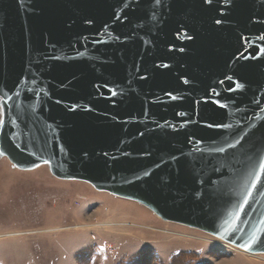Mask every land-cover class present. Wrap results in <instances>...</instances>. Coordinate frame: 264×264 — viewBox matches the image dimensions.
I'll return each instance as SVG.
<instances>
[{
	"label": "water",
	"instance_id": "95a60500",
	"mask_svg": "<svg viewBox=\"0 0 264 264\" xmlns=\"http://www.w3.org/2000/svg\"><path fill=\"white\" fill-rule=\"evenodd\" d=\"M0 103L18 168L264 253V0H0Z\"/></svg>",
	"mask_w": 264,
	"mask_h": 264
},
{
	"label": "rangeland",
	"instance_id": "374dc122",
	"mask_svg": "<svg viewBox=\"0 0 264 264\" xmlns=\"http://www.w3.org/2000/svg\"><path fill=\"white\" fill-rule=\"evenodd\" d=\"M229 245L135 200L57 177L48 164L18 168L0 152V264H264V253Z\"/></svg>",
	"mask_w": 264,
	"mask_h": 264
},
{
	"label": "bare ground",
	"instance_id": "6f19581e",
	"mask_svg": "<svg viewBox=\"0 0 264 264\" xmlns=\"http://www.w3.org/2000/svg\"><path fill=\"white\" fill-rule=\"evenodd\" d=\"M217 238H219V237H217ZM219 239H221V238H219ZM222 240V239H221ZM224 241V240H223ZM226 242V241H225ZM226 243H228V242H226ZM230 243H228V245H229ZM230 245H232V246H234L235 248H238V249H241V248H239V247H237V246H235V245H233V244H230ZM229 245V246H230ZM241 250H243V249H241ZM244 252H246V253H250V254H258V253H252V252H247V251H245V250H243Z\"/></svg>",
	"mask_w": 264,
	"mask_h": 264
},
{
	"label": "snow or ice",
	"instance_id": "6c2138e0",
	"mask_svg": "<svg viewBox=\"0 0 264 264\" xmlns=\"http://www.w3.org/2000/svg\"><path fill=\"white\" fill-rule=\"evenodd\" d=\"M219 23V21H217Z\"/></svg>",
	"mask_w": 264,
	"mask_h": 264
}]
</instances>
